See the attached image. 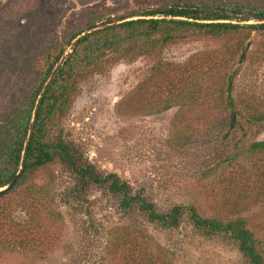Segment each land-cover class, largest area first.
<instances>
[{"label": "rangeland", "instance_id": "rangeland-1", "mask_svg": "<svg viewBox=\"0 0 264 264\" xmlns=\"http://www.w3.org/2000/svg\"><path fill=\"white\" fill-rule=\"evenodd\" d=\"M202 3L255 6L264 0H0V124L33 93L58 51L64 52L58 61L69 53L67 39L91 19ZM154 49L83 71L48 136L71 144L97 173L127 182L159 212L189 205L202 218L240 217L264 241V149L234 159V138L221 144L210 138L222 136L223 104L198 99L189 105L179 98L225 96L229 84L233 106L235 97L264 112V36L186 34ZM155 63L162 64L158 74L151 70ZM263 140L264 121L241 142ZM74 182L63 165L52 163L0 196V264H144V258L246 264L225 235H205L185 217L176 229L161 230L139 213H122L103 187L89 185L77 204L64 197ZM128 237L134 248L118 246ZM30 241L37 243L32 251Z\"/></svg>", "mask_w": 264, "mask_h": 264}, {"label": "trees", "instance_id": "trees-1", "mask_svg": "<svg viewBox=\"0 0 264 264\" xmlns=\"http://www.w3.org/2000/svg\"><path fill=\"white\" fill-rule=\"evenodd\" d=\"M114 18L96 17L88 22L83 32L71 35L66 41L68 44L73 41L69 53L55 67L63 53L62 48L58 51L47 64L33 93L23 96L0 124V189L18 173L12 187L0 191V196L17 188L45 165L59 163L70 172L75 181L64 197L69 195L77 204L83 202L89 185L103 187L108 194L117 197V207L122 213H139L147 223L161 230L176 229L185 217L193 229L205 235H225L234 243L246 264H264V241L257 239L249 231L246 220L240 217L227 221L202 218L189 205H176L165 212H159L140 192L132 191L127 182L121 181L113 173H97L92 165L83 161L71 144L53 141L48 136L55 120L64 116L74 93L75 82L83 71L87 75L97 71L102 62L111 63L122 58L131 60L137 55H149L156 46L182 40L186 34L218 38L228 34L257 32L264 36V5L220 7L204 3L181 6L172 4L148 9L140 15ZM250 21L253 23H248ZM161 66L162 64L155 63L151 70L158 74ZM230 81L231 75L228 77V82ZM230 89L228 84L225 96L197 97V93H184V97H179L178 94L175 96L185 98L189 105H196L198 99L213 105L223 104L227 112L220 120L224 122L219 129L222 136L218 139L212 134L210 138L217 144L225 141L228 143L229 138H234L235 159L243 151L264 149V140L246 145L241 142L247 132H255L260 127L264 121V112L237 101L235 97L233 106ZM211 140L209 143H213ZM33 244L37 243L30 241V248L27 249L32 251L35 246ZM118 246L134 248V242L130 237L120 238ZM143 262L152 264L145 258Z\"/></svg>", "mask_w": 264, "mask_h": 264}, {"label": "water", "instance_id": "water-1", "mask_svg": "<svg viewBox=\"0 0 264 264\" xmlns=\"http://www.w3.org/2000/svg\"><path fill=\"white\" fill-rule=\"evenodd\" d=\"M83 34V33H82ZM73 42V41H72ZM72 42L70 43V46L72 44ZM69 50H70V47H69ZM64 53V52H63ZM60 59H63V57H61ZM60 60L58 61V63L55 65V67L59 64ZM20 168V167H19ZM17 176H18V173H16L14 175V177L11 179V181L5 186L3 187L2 189H0V191L2 190H7V189H10L12 187V185L14 184L15 180L17 179Z\"/></svg>", "mask_w": 264, "mask_h": 264}]
</instances>
